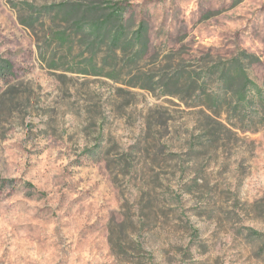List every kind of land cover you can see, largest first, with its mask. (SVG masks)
I'll return each mask as SVG.
<instances>
[{
	"label": "rangeland",
	"instance_id": "374dc122",
	"mask_svg": "<svg viewBox=\"0 0 264 264\" xmlns=\"http://www.w3.org/2000/svg\"><path fill=\"white\" fill-rule=\"evenodd\" d=\"M69 1L0 0V264H264V129L156 84L240 52L264 83V0H89L127 35L149 26L148 54L114 78L50 44L69 26L42 10Z\"/></svg>",
	"mask_w": 264,
	"mask_h": 264
},
{
	"label": "trees",
	"instance_id": "16d2710c",
	"mask_svg": "<svg viewBox=\"0 0 264 264\" xmlns=\"http://www.w3.org/2000/svg\"><path fill=\"white\" fill-rule=\"evenodd\" d=\"M42 11L46 18H61L69 26L50 34V44L56 46V51L72 54L77 46L84 47V53L78 55L81 58L78 68H71L70 71L101 76L108 67L110 73L107 76L114 78L117 70L114 62L125 59L137 64L148 54V23L140 22L137 29L127 35L125 30L116 26L125 20L123 13L115 7L104 6L103 2L73 0L45 6ZM20 22L25 27L32 28L26 21ZM55 58L56 53L51 57V69L59 68ZM1 62V70L12 76L11 64L5 60ZM257 62L255 56L240 52L198 74H192L185 70V66L177 64L169 68L170 73L166 78H161V85L160 79L156 84H159L165 95L176 96L185 89H191L192 97L199 101L197 106L211 111L213 115H208V119H218L220 126L227 123L238 130L255 131L264 129V83H255L249 74ZM213 77H216L214 83ZM140 80L143 82L141 85L133 86L148 89L152 82L150 78L140 77ZM211 84H216L217 89L208 91L207 87ZM221 118H225L224 123Z\"/></svg>",
	"mask_w": 264,
	"mask_h": 264
}]
</instances>
